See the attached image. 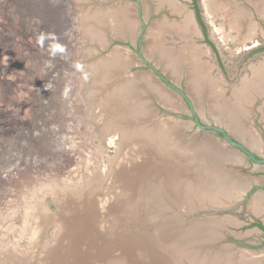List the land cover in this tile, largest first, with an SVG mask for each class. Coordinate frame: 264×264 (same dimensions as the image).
<instances>
[{
	"label": "rangeland",
	"instance_id": "obj_1",
	"mask_svg": "<svg viewBox=\"0 0 264 264\" xmlns=\"http://www.w3.org/2000/svg\"><path fill=\"white\" fill-rule=\"evenodd\" d=\"M212 1L214 18L203 0H172L166 7L156 0H0V264H106L101 253L121 240L116 230L134 241L130 236L149 237L167 220L176 225L171 236L205 230L180 248L166 244L179 264H264V231L257 226H264V166L247 162L219 131L199 126L226 129L264 159V96L248 104L244 126L261 149L217 117L215 106L239 104L234 93L245 90L253 67L264 62V3ZM125 4L135 19L132 34L105 28L107 34L98 26L91 35L86 11ZM116 52L123 59L115 61L118 68L129 66L118 82H147L144 92L126 93L129 108L119 113L130 122L120 126L110 118L120 114L106 111V93L99 91L104 80L94 78ZM174 53L182 63H171ZM197 63L207 75L199 89ZM214 88L219 95L212 103ZM129 123L137 128L126 131ZM143 135L149 145L159 142L161 155L196 156L200 170L189 165L196 178L184 182L183 199L165 191L163 177L148 196L139 193V203L114 192L116 172L126 165L131 171L132 150ZM171 137L190 151L167 150ZM205 148L212 153L201 152ZM157 158L156 150L146 154L145 165H159ZM117 203L125 206L116 209L121 219L113 215ZM222 206L228 209L209 210ZM148 242L138 239L142 248L131 263L144 257Z\"/></svg>",
	"mask_w": 264,
	"mask_h": 264
},
{
	"label": "bare ground",
	"instance_id": "obj_2",
	"mask_svg": "<svg viewBox=\"0 0 264 264\" xmlns=\"http://www.w3.org/2000/svg\"><path fill=\"white\" fill-rule=\"evenodd\" d=\"M156 1L160 5L159 7H164V6L166 7L167 5L170 6L173 3L172 0L171 1L170 0H156ZM203 2H204L205 8L208 11V14L210 15V17L214 18L215 17L214 14L216 11L215 2H213L212 0H203ZM258 2L262 6V4L264 3V0H261V1L258 0ZM88 9H90V8H88ZM112 11H114V13ZM131 11L132 10H131L130 6H127L126 4L123 7H120L118 5L114 6V8H112V10H108V11L94 10V9H90L89 11H86L87 12V14H86L87 18L90 19L89 23L92 26V28L90 29L91 35L96 30V28H98V26H99V28H103L101 31L105 30V28H113L114 33L118 34V35L120 34L119 32L121 30H122V34L124 36L128 35V34H132L133 31L135 30V28H134L135 27V19L133 18ZM147 14H148V12H147ZM232 15H233V18H237V20H239V18L241 19V17H238L239 14H235V12ZM234 16H236V17H234ZM189 26L190 27L193 26L192 19L190 20ZM106 30H105V33L107 32ZM109 31L111 32V30H109ZM107 34H108V32H107ZM107 34H103V35H107ZM163 54H165V53H162V55ZM172 56L173 57H171L169 55V57H171V63L172 64L175 65L176 62L182 61L181 58L176 57L175 53L172 54ZM112 57L113 58L110 57L108 60H105L104 62H102L100 64L101 65L100 68L97 67L95 69L96 74L94 75V78L95 79L96 78L101 79L100 81L104 80L103 83H100L101 84L100 86H103V88L100 87L101 89L99 91L101 93H103V95L106 93V95L104 96V99L107 101L106 102L107 103L106 104L107 105L106 111H109V113L117 111V113L120 114L119 117H115V116H117L116 114L115 115H113L112 113L110 114V118L114 117L113 121L119 123V126H120V123L122 121L128 120L130 122V118H128L126 115H124V113H122V114L119 113V111L125 112L129 108L128 107L129 106L128 104L130 101L129 99L132 96H127V94L131 93L132 91H136L137 89H139L140 91L143 90V92H144L145 91L144 89H147L146 86L144 87V84H146L147 82L146 81L144 82L141 79L136 80L137 81L136 84H134V81H132V82L131 81L118 82L119 80L122 81L121 80V79H123L122 78V74H123L122 71H124L125 66H128V65H125L124 67L118 68L117 62H115V61L123 60L120 53L116 52L114 55H112ZM110 63H112V64L109 65ZM176 68H177V65H176ZM194 71H195V75L193 77L194 78V84H195V86H197L196 88L199 89L201 87V84L205 82L204 76L206 75V71L202 70V67H200L198 65V63H197V66H195ZM124 73H125V71H124ZM205 77L207 78V75ZM105 80H108V82H107L108 85H105L106 84ZM117 83H119V84H117ZM244 85H245L244 91L234 93L235 97L239 100V104L225 103V105H222V106L215 104V106L218 108V111L220 112L216 116L217 117H225V118L229 119L231 128L233 130H234V128H236L237 130H239V133H241L242 135L245 136L247 134L250 138V142H251L250 144L257 149H261V143L257 140L256 137L254 138L252 136V132L249 133V130L248 129L246 130V128L244 126L246 124L245 120L248 118V115H249L248 109H247V107L249 106L248 104L253 99H255V98L257 99L259 96H264V62L253 67V77L251 80L245 81ZM98 86H99V84H98ZM209 93H210L209 89H207V88L204 89V95L205 96L207 94H208L207 96H209ZM216 95H219V92L217 91V89L214 88V92L211 95V97L214 96V101L211 99L212 103L216 102V99H217ZM241 102H242V104H241ZM148 115L146 114L144 117H147ZM129 125L131 126L132 124L129 123ZM135 128H137V127H135V125H133L130 128H127V129L123 128V129H125L126 131H129L130 129L133 130ZM168 131H169V129L166 130L167 133H168ZM166 132H164V133H166ZM154 133H155V135H157L156 134L157 132H155V129L153 131V134ZM144 136L145 135L141 136V138H138L137 148L135 151L132 150V153H133L132 156H134L136 161L134 162V166L133 167L131 166V171L128 170V169H130V168H128L129 165H126V167H123V168L120 167L118 169V171L116 172L117 177H116V181L114 182V186H113L114 192H117V191L122 192L123 191L126 194V197L128 199H130L132 203H133V201H134V203H136L137 201L139 203V201H140L139 195L141 193L143 194V192H145L146 196H148L147 191H149V189H151V186L153 187V183H154L153 181H157L159 178L163 177L164 183L163 184L161 183V185L164 187L165 191L170 192V194L173 195L175 199H178V200L183 199V193L181 192V190H183V189L181 187L184 185V182L187 181V179H191L192 177L196 178L194 175H192V173H188V171L190 170L189 165L192 164L193 166L198 167V169L193 167V169H194L193 171H199L200 170V166L196 163V160H195L196 156H193L194 155L193 154L191 156L181 158L180 156H178L179 152H177L178 155L174 154L172 152L171 153L169 152L170 154H173V156L171 155L173 158L169 156V153L165 154L166 152L165 153L162 152V155H161V151H160L159 146H158L159 142H153V144L156 145V146H154L151 144L152 143V141H151V143L149 145V142H145L142 140V139L146 138ZM168 137H169V135H168ZM174 139H175L174 137L168 138V140L170 141L172 146H167V148H166L167 150H169L170 147H173L175 149H178V147H179V148H182V150L185 149L188 152L190 151V150L186 149L183 142H181V144L178 145V144H176ZM161 140H160L161 143L162 142L165 143V138L163 136H162ZM153 150L157 151L158 158L156 160L160 161V163H159V165L156 164V165L147 167L145 165V161H146L145 155L151 154L153 152ZM179 150H181V149H179ZM202 151H203V153H209V154L212 153L211 149H208V148L201 150V152ZM201 152H200V154H201ZM193 153H197V152L194 151ZM139 156L141 157V160H139L140 162L137 161ZM166 157H168V159H166ZM225 165H227V164H225ZM183 172H187V173L183 176ZM142 179L144 182L143 181L141 182ZM210 182H212V181H210ZM161 185L157 184L155 187L159 186V188H160ZM198 185H201V184L198 183ZM231 189H232V187H231ZM122 206H124V204H122V203H117V204H114V206H113L114 207V210H113L114 214L113 215L120 217L119 219H121L122 216H120V214L117 215V213L119 211L117 210L118 211L117 212L116 209H117V207L122 208ZM256 207H257V205H256ZM134 208H135V205L132 209H134ZM222 208H225V207L222 206ZM146 209L150 210L151 207L146 206ZM108 213L111 214L112 212L108 211ZM107 223H109V221H107ZM131 223L133 224L134 221ZM194 225H196V224H194ZM194 225L190 226L189 229L190 228L194 229L195 227H198V225H196V226H194ZM202 225L200 224L199 226H202ZM172 226H176V225H173L170 220H167L165 222H162L161 226H159V228H157V230L153 228L154 230H153L151 236H149V237H148V235L146 237H142L140 234L130 236L134 241L130 240L127 237V235H126L127 233H126V231H124L123 228H121L120 231L116 230L117 234H118L117 239L120 238L121 240H118L119 242H117V243L113 242L114 240L111 241L112 243H107V244H109L107 247V250L105 249L104 252L101 253V255L107 260L106 264H133L131 262H133L134 261L133 259H135L134 258V252L140 251L142 248L137 243V241H138V239H145L149 242L147 244V247H145L144 257L138 256V261H137V263L135 262V264H147V263L148 264H179L178 263L179 258L175 259L168 250L164 249V248L168 249L166 244L168 243L170 245L176 246L177 248H180L184 244L187 245L192 240L193 236L196 233H202L205 230L202 229L199 232H193V233H191L185 237H179V236L169 235V230ZM114 229H115V227H114ZM119 229H120V227H119ZM168 237H170V238H168ZM169 239H171V240H169ZM176 260L178 262H176Z\"/></svg>",
	"mask_w": 264,
	"mask_h": 264
},
{
	"label": "water",
	"instance_id": "obj_3",
	"mask_svg": "<svg viewBox=\"0 0 264 264\" xmlns=\"http://www.w3.org/2000/svg\"><path fill=\"white\" fill-rule=\"evenodd\" d=\"M156 69V68H155ZM156 72L159 74V72L156 70ZM160 75V74H159ZM160 77H161V79L162 80H164L165 81V83H166V81L167 80H165V78H163L161 75H160ZM167 84V83H166ZM165 84V85H166ZM168 85V84H167ZM169 86V88L170 89H172V90H179L175 85H172V84H169L168 85ZM182 95H184L185 96V94L182 92ZM187 99V98H186ZM187 101L189 102V104H190V106L192 107V105H191V103H190V101L187 99ZM194 114L196 115V112H194ZM199 123V122H198ZM199 126L201 127V128H204V129H206V128H212V129H215V130H217V131H219L223 136H224V138L228 141V143H230L232 146H234V147H236L241 153H243L244 154V156L247 158V162L248 161H252L255 165H259V166H264V159H262V158H260V157H258V155H256V154H254L253 152H252V150L250 151V150H248L242 143H240L241 141H238L239 139H237L236 137H235V139L233 138V137H230L229 135H228V131L226 130V129H223V128H221V127H217V126H207V127H205V126H202L201 124H199ZM228 208H218V207H210L209 208V210L210 211H225V210H227ZM208 210V209H207Z\"/></svg>",
	"mask_w": 264,
	"mask_h": 264
},
{
	"label": "trees",
	"instance_id": "obj_4",
	"mask_svg": "<svg viewBox=\"0 0 264 264\" xmlns=\"http://www.w3.org/2000/svg\"><path fill=\"white\" fill-rule=\"evenodd\" d=\"M197 2H198V0H194V3L195 4H197ZM196 12H197V18H198V21H199V23H200V25H201V27H202V29H203V32L205 33L206 32V27H205V24H204V22L202 21V18H201V16H200V13H199V10H198V7H196ZM257 226L259 227V228H261L263 231H264V226L263 225H261V224H257Z\"/></svg>",
	"mask_w": 264,
	"mask_h": 264
},
{
	"label": "crops",
	"instance_id": "obj_5",
	"mask_svg": "<svg viewBox=\"0 0 264 264\" xmlns=\"http://www.w3.org/2000/svg\"><path fill=\"white\" fill-rule=\"evenodd\" d=\"M251 1H253V0H251ZM256 1V0H255ZM254 3V2H253ZM257 3V2H256ZM239 7V6H238ZM259 10V9H258Z\"/></svg>",
	"mask_w": 264,
	"mask_h": 264
}]
</instances>
